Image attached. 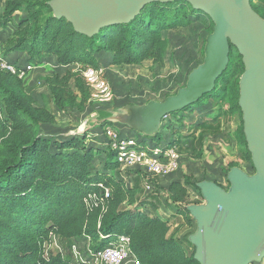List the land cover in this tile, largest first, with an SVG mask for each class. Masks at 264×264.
Returning <instances> with one entry per match:
<instances>
[{
  "label": "trees",
  "instance_id": "trees-1",
  "mask_svg": "<svg viewBox=\"0 0 264 264\" xmlns=\"http://www.w3.org/2000/svg\"><path fill=\"white\" fill-rule=\"evenodd\" d=\"M48 1H6L0 15L1 28L11 22L16 12L24 15L0 44V63L16 54L36 66L48 58L58 67L77 66V70H66L61 75L50 73L43 78L57 111L84 110L90 91L81 72L86 67L98 68L102 54H109L110 63L116 66L140 65L146 60L161 65L169 44L164 30L186 26L192 20L209 21L213 28L207 15L177 0L148 4L130 23L104 28L87 37L75 32L64 18H54ZM252 1V8L264 19V13ZM11 63L21 66L17 61ZM243 69L241 56L231 47L227 69L216 81L214 90L196 104L208 98L228 103L231 111L237 110L240 123L234 132L236 142L243 148L241 160L251 163L238 106ZM0 104V264H72V245L83 240L96 253L119 235L129 238L130 250L140 264H198L193 257L194 247L187 240L191 232L184 239L179 238L180 225L169 233L166 219L135 206L139 186L146 180L158 188L155 178L122 171L116 150L109 142L101 151L105 161L99 170L94 158L100 151L86 142L88 132L66 138L43 135L42 126L55 121L53 112L36 106L24 80L1 68ZM193 106L165 116L153 136L134 131L142 139L141 146L148 140L161 149L176 147L179 151L182 133L175 128V114L183 116ZM219 123L202 120L194 126L192 133L198 135L192 137L190 151L196 152V157L201 156L205 135L221 134ZM114 125L104 120L99 127L104 132ZM165 129L170 131L167 139L163 135ZM233 166L237 164L229 163L227 171ZM125 177L131 178L132 186L127 185ZM190 184L188 177H184L183 182L175 180L167 189L184 221L183 228H191L195 223L186 206L200 203L186 202ZM192 185L198 190L196 183ZM104 188L109 190L108 197H104ZM199 196L202 198L200 192ZM53 238H57L64 252L48 251Z\"/></svg>",
  "mask_w": 264,
  "mask_h": 264
},
{
  "label": "water",
  "instance_id": "water-1",
  "mask_svg": "<svg viewBox=\"0 0 264 264\" xmlns=\"http://www.w3.org/2000/svg\"><path fill=\"white\" fill-rule=\"evenodd\" d=\"M177 0H50L53 17L64 18L74 31L93 37L101 29L126 25L151 3ZM207 15L213 28L205 38L203 60L186 83L163 101L126 104L100 121L125 126L146 136L161 128L163 118L196 104L212 92L225 72L230 48L241 56L238 106L243 134L254 168L247 174L231 167L228 188L214 181L196 183L203 203L186 210L195 222L187 240L198 264H252L264 260V19L251 0H180Z\"/></svg>",
  "mask_w": 264,
  "mask_h": 264
},
{
  "label": "rangeland",
  "instance_id": "rangeland-1",
  "mask_svg": "<svg viewBox=\"0 0 264 264\" xmlns=\"http://www.w3.org/2000/svg\"><path fill=\"white\" fill-rule=\"evenodd\" d=\"M7 0H0V15L4 10ZM252 4L264 13V3L259 0H253ZM24 14L16 12L11 22L3 29L0 26V44L12 32L15 22ZM212 31L209 21L192 20L186 26H180L173 30H164L163 36L168 38L169 44L166 51L164 62L161 65L154 64L151 60H146L140 65H112L110 57L101 55L99 57V67L103 69L104 76L110 84L113 91V98L110 102L95 103L87 101L83 111L75 109L66 111H57L53 105L48 89L44 85L43 78L46 74H63L66 70H77V66L72 65L68 68H58L53 60L44 59L40 68H33L28 73L24 81L26 91L33 97L36 106L47 108L52 111L55 121L52 124L42 126L41 133L55 138H66L69 136H80L88 132L86 142L100 151V155L94 158L95 166L101 170L105 161L104 153L109 140L100 130L101 119L106 117L109 112L116 110L126 104L142 105L147 101H163L167 96L174 95L177 90L183 87L187 77L192 69L196 68L203 60V48L206 36ZM18 63L25 64L27 61L20 58ZM30 64V63H28ZM32 65V64H30ZM43 67V68H42ZM228 103H216L210 99H204L200 104H196L189 110L184 111V115L175 114V128L182 133L179 137V160L177 169L169 175L156 178L158 188L152 184L140 185L138 189V199L135 206L142 211L157 215L166 219L170 226L169 233L174 232L180 225L177 233L179 238L185 237L189 232L193 233L194 225L184 227L181 225L182 217L177 214L175 203H172L168 197V186L171 182L178 180L183 182L184 177H188L190 185L187 186L186 202H200L203 199L199 196V191L192 185L203 180L214 181L224 189L228 188L226 178L227 167L229 163L237 164L247 174H253L254 168L248 161L241 160L243 148L239 146L235 138V129L239 125V114L236 109L229 110ZM2 106L0 104V116ZM216 117L215 119L213 117ZM209 124L220 122V135H205V140L201 150V156L196 157V152L191 153L192 137L197 136L198 132L192 133L194 126L201 121ZM183 124V125H182ZM116 132L124 138H134L136 140L135 148L142 145L141 137L134 131L125 126L114 125ZM164 138H169L170 131H163ZM188 137V138H187ZM104 139V141H102ZM146 149L153 144L144 140ZM196 148V147H195ZM132 176L138 174L144 175L137 167L127 168ZM123 171V169H122ZM136 172V174H134ZM134 174V175H133ZM128 186H132L130 177H125ZM152 195V197H151ZM158 199L157 202L153 201ZM150 204L156 207L152 208ZM77 244V257L71 255L72 264H92L87 257V242L79 241ZM48 249L49 252L63 248H57L54 244ZM60 246V245H59ZM264 264V260L261 263Z\"/></svg>",
  "mask_w": 264,
  "mask_h": 264
},
{
  "label": "built area",
  "instance_id": "built-area-1",
  "mask_svg": "<svg viewBox=\"0 0 264 264\" xmlns=\"http://www.w3.org/2000/svg\"><path fill=\"white\" fill-rule=\"evenodd\" d=\"M0 68L26 80L28 73L33 69V65L27 63L25 66L17 67L11 62L2 60ZM81 76L90 91L89 101L95 103L111 101L113 91L104 76L103 69L86 67L82 70ZM104 135L109 140L111 148L116 150V160L121 164L123 170L137 167L145 173L146 177L156 179L171 174L178 167L179 155L176 147L161 149L153 145L146 149L140 145L139 148H135L136 140H133L134 138L121 137L111 126L104 129ZM142 184L147 187L151 183L144 180ZM108 196L109 190L104 188V197ZM51 244H54L58 249L60 248L57 238H53ZM51 244L48 245L47 249H50ZM70 252L72 256L77 257V244L71 246ZM86 252L92 264H140L131 252L129 238L125 235H119L104 249L96 253L92 252L87 245Z\"/></svg>",
  "mask_w": 264,
  "mask_h": 264
},
{
  "label": "crops",
  "instance_id": "crops-1",
  "mask_svg": "<svg viewBox=\"0 0 264 264\" xmlns=\"http://www.w3.org/2000/svg\"><path fill=\"white\" fill-rule=\"evenodd\" d=\"M102 55H106V56H109L110 57V55L109 54H102ZM20 58H22V59H25L26 60V58H25V56H19V55H16V54H10L9 55V57L5 60V61H7V62H11V61H17V62H19L20 61ZM48 60H52L51 58H48ZM21 66H23V64H21V63H19ZM41 65L42 64H40V65H38V66H36V65H33V68H40L41 67ZM56 67H58V66H56ZM43 68V67H42ZM58 68H61V67H58ZM62 68H65V67H62ZM66 68H68V67H66ZM33 70V69H32ZM32 72V71H31Z\"/></svg>",
  "mask_w": 264,
  "mask_h": 264
}]
</instances>
